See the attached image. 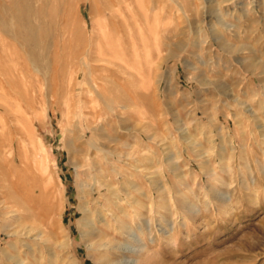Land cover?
Returning a JSON list of instances; mask_svg holds the SVG:
<instances>
[{"label":"rangeland","instance_id":"374dc122","mask_svg":"<svg viewBox=\"0 0 264 264\" xmlns=\"http://www.w3.org/2000/svg\"><path fill=\"white\" fill-rule=\"evenodd\" d=\"M107 1H31L65 78L0 31V264H136L146 246L140 264H264V0ZM212 187L233 212L213 215ZM181 195L202 209L190 225Z\"/></svg>","mask_w":264,"mask_h":264},{"label":"bare ground","instance_id":"6f19581e","mask_svg":"<svg viewBox=\"0 0 264 264\" xmlns=\"http://www.w3.org/2000/svg\"><path fill=\"white\" fill-rule=\"evenodd\" d=\"M32 0H13L9 3L6 2V0H0V31H2L3 33H7L10 34L13 38L15 39H20L21 41H25L24 43L26 44L25 46H27V50L30 52V55L32 56V70L38 75L43 77L44 80L49 81V80H55V79H61L65 78V75H62L64 70L62 71L61 66H54L50 63L49 60V54H48V48L45 46L43 48V51L45 50V55L43 56V54L40 52V48H42V44L44 43V40L41 39L40 35L38 34V30L36 28V24L34 25L33 19L40 15L44 9V7H42L40 5V7H42L41 9H35L33 7V4L31 3ZM127 0H108L107 1V9H110L112 6L114 5H119L122 3H125ZM36 6V5H35ZM55 6V5H54ZM57 6V5H56ZM78 6V5H77ZM67 8V7H66ZM65 8V9H66ZM49 9V8H48ZM58 9V8H57ZM114 10V9H113ZM51 11V10H50ZM61 11V10H60ZM45 14V13H44ZM41 17V16H40ZM115 17V16H114ZM59 18V17H58ZM70 18V17H69ZM37 19V18H36ZM42 19V18H41ZM116 19V17H115ZM39 21V20H37ZM43 21V20H42ZM41 21V22H42ZM121 23V22H120ZM52 25V24H51ZM42 26V25H41ZM66 26V25H65ZM39 27V26H38ZM62 27V26H61ZM40 28V27H39ZM38 28V29H39ZM45 29V27H44ZM59 31V30H58ZM61 31V30H60ZM67 31V30H66ZM43 32V31H42ZM47 32V31H46ZM44 33V32H43ZM54 33V32H53ZM64 33V32H63ZM58 34H60L58 32ZM8 37V36H7ZM64 37V36H63ZM2 39V38H1ZM10 39V38H9ZM51 39V38H50ZM54 39V38H53ZM64 39V38H63ZM130 41V40H129ZM51 42V41H50ZM53 42V41H52ZM58 42V41H57ZM66 42V41H65ZM63 43V42H62ZM53 44H55L53 42ZM52 44V45H53ZM68 44V41H67ZM61 45V44H60ZM63 45V44H62ZM90 45V44H89ZM13 46V45H12ZM18 46V45H17ZM50 46V45H48ZM55 46V45H54ZM56 47V46H55ZM64 46H62L61 48H63ZM72 47V46H71ZM91 47V46H90ZM57 48V47H56ZM68 48V46H67ZM65 46V49H67ZM19 49V48H18ZM53 49V48H52ZM51 49V50H52ZM64 50V49H63ZM3 51V50H2ZM42 51V52H43ZM56 51V49H55ZM60 51V50H59ZM58 52V51H57ZM73 52V51H72ZM82 52V51H81ZM80 52V53H81ZM97 52V47H91V53L95 54ZM13 53V52H12ZM55 53V52H54ZM74 53V52H73ZM51 54V53H50ZM58 54V53H57ZM55 54V55H57ZM28 55V54H27ZM54 55V56H55ZM60 54H58L59 56ZM13 57V56H12ZM52 57V56H51ZM56 57V56H55ZM60 57V56H59ZM90 57V56H89ZM52 59V58H51ZM57 60V57L55 58ZM53 59V61L55 60ZM60 58H58L59 60ZM65 59V58H64ZM94 59V58H93ZM98 60V59H95ZM101 60V59H100ZM61 61V59H60ZM71 61V60H69ZM76 61V59H75ZM103 61V60H102ZM57 62V61H56ZM67 62V61H66ZM89 62V61H88ZM92 62V61H91ZM60 63V62H58ZM5 64V63H4ZM12 64V63H11ZM90 64V62H89ZM92 64V63H91ZM59 65V64H58ZM78 65V64H77ZM19 66V65H17ZM86 66V65H85ZM90 67V66H89ZM68 69V68H67ZM32 71V72H33ZM17 74V73H16ZM65 74V72H64ZM32 76V75H31ZM72 76V74H71ZM4 77V76H3ZM5 78V77H4ZM31 78V77H30ZM71 78V77H70ZM34 79V78H33ZM72 80V79H71ZM71 80L70 81V85H71ZM6 81V80H5ZM34 81V80H33ZM73 81V80H72ZM27 82V81H26ZM41 82V81H40ZM45 82V81H44ZM85 82V81H84ZM10 85H12V81L10 80V78H8V82ZM51 83V82H50ZM26 84V83H25ZM31 84V83H30ZM35 84V82H34ZM68 84V85H69ZM36 86V85H35ZM35 86L34 85H28V87L31 89L29 91H35ZM62 86V85H61ZM10 87V86H9ZM82 87V86H81ZM75 85L74 86H69V90L70 91H75ZM96 88V87H95ZM99 89V88H98ZM83 90V89H82ZM93 90V89H92ZM58 91L56 88L53 89L51 88L49 85L46 87V96L47 98H56L58 95ZM67 91V89H66ZM84 91V90H83ZM97 93V92H96ZM35 94V93H34ZM38 94V93H37ZM73 94V93H72ZM44 97V96H43ZM24 98V97H23ZM87 113V112H86ZM108 152V151H107ZM111 155V154H110ZM174 160V159H173ZM176 160V159H175ZM170 162V161H169ZM174 162V161H173ZM177 164V163H176ZM172 167V166H171ZM174 167V166H173ZM174 169V168H173ZM179 169V168H178ZM203 171L206 172L207 175H209L210 177H213L215 179V181H219L220 183V179L219 177L216 176V174H212V172L210 170H208L206 167L203 166ZM179 175V174H177ZM222 184V183H221ZM110 194L111 196L116 197L117 193H113ZM209 196V200L208 203L212 206L211 208H214V216H220L221 214L226 215V214H230V212H233V207L231 206V200L228 198V196L225 193L220 192V190L218 191L217 187H212L211 189H209V193L207 194ZM110 196V197H111ZM181 199H180V205H178L179 207H176V209L179 211H181L183 214V218L186 222V225H190L191 221L202 211V209L198 206H196V204H194L191 200L185 199L186 197H184V195H181ZM163 198V197H161ZM110 199V198H108ZM115 199V198H114ZM191 201V202H189ZM109 202V201H107ZM208 203H205V208H207ZM139 205V204H138ZM158 205V208L160 209H166L168 210V206L164 203H160V204H156ZM84 207V206H83ZM141 207V206H140ZM108 209V207H107ZM175 209V210H176ZM84 210V209H83ZM87 210V209H86ZM206 210V209H205ZM169 211V210H168ZM179 211V212H180ZM140 212V211H139ZM137 213L136 216H140L141 213ZM177 212V211H176ZM209 212V210H208ZM211 212V211H210ZM100 213V212H99ZM161 214V212H159ZM170 213V211L168 212ZM98 214V213H97ZM170 214H173V212H171ZM162 215L161 220H167L166 219V215ZM91 216L93 217V214H88L86 215V219L87 222L91 221ZM97 216V215H96ZM99 216V214H98ZM95 217V216H94ZM117 224L115 226H117L118 229V233H122V234H127L130 231V225L128 224V222H126V220L124 219H119L116 220ZM157 221V220H156ZM90 223V222H89ZM95 225V224H94ZM108 225V224H107ZM83 226V225H82ZM114 226V227H115ZM145 226V225H144ZM88 227V226H87ZM93 227V224H92ZM91 227V228H92ZM109 227V226H108ZM112 227V228H114ZM146 227V226H145ZM116 229V230H117ZM162 229V228H161ZM161 231L162 233H160V238L162 239H166L168 242H172L174 243L177 239V235H179L180 233H182L181 231H177L176 229V225L175 226H170L168 227V230L166 231H162V230H158V232ZM143 232V231H142ZM145 232V231H144ZM98 233V232H97ZM103 237H98L100 238V240L96 241L94 243V245L98 248L103 247V246H109L108 252H110V254L112 253V250L116 247V244L113 243L114 238L117 236L115 234V231L112 229H105L103 230ZM130 234V233H129ZM145 235V233H142V235ZM167 234V235H166ZM143 235V236H144ZM98 236V235H97ZM96 236V232L94 230H92L91 232H86L83 233L82 232V239L83 241L85 240H94L97 238ZM185 237L186 240H189L190 238H192V234H191V230H189L187 232L186 235H183ZM106 237H113L110 238L111 240H109L107 243H103L104 238ZM183 237V238H184ZM135 238V236H134ZM159 238V237H158ZM108 239V238H107ZM140 241H142V237L141 238H136V242L139 243ZM92 242V241H91ZM58 247H60V249H67V246L64 244H59ZM69 249V247H68ZM151 251L149 250V248L146 247H139L136 249H132V253L134 255H138V259H137V263L136 264H140L141 262H143L144 257H146V255H148ZM115 262V261H114ZM113 262V263H114ZM132 262V261H131ZM21 263V262H20ZM108 263V262H107ZM111 263V262H110ZM112 263V264H113ZM99 264H102V262H100Z\"/></svg>","mask_w":264,"mask_h":264}]
</instances>
